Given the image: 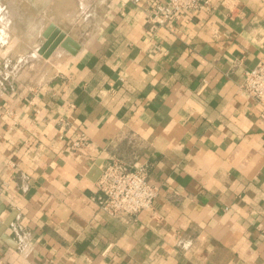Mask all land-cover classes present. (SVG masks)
<instances>
[{
    "label": "crops",
    "instance_id": "1",
    "mask_svg": "<svg viewBox=\"0 0 264 264\" xmlns=\"http://www.w3.org/2000/svg\"><path fill=\"white\" fill-rule=\"evenodd\" d=\"M21 1L29 29L0 3L1 41L37 50L55 24L81 48L60 46L35 88L0 81V207L18 243L0 238V264H264V109L240 92L264 63V0H213L155 31L160 0H61L57 16L56 0ZM114 159L160 188L136 220L100 209Z\"/></svg>",
    "mask_w": 264,
    "mask_h": 264
},
{
    "label": "built area",
    "instance_id": "2",
    "mask_svg": "<svg viewBox=\"0 0 264 264\" xmlns=\"http://www.w3.org/2000/svg\"><path fill=\"white\" fill-rule=\"evenodd\" d=\"M212 2L213 0H160L150 12V30L170 25L181 15L208 10ZM240 92L264 109V63L245 72ZM69 124L64 119L58 122L60 130L67 128ZM86 142L85 136H79L72 143L71 150H78ZM97 189L102 196L99 206L104 213L114 218L126 215L133 220L141 213L152 210L160 194L159 186L149 180L146 167L137 164L131 166L119 159H114L103 168L97 181Z\"/></svg>",
    "mask_w": 264,
    "mask_h": 264
},
{
    "label": "rangeland",
    "instance_id": "3",
    "mask_svg": "<svg viewBox=\"0 0 264 264\" xmlns=\"http://www.w3.org/2000/svg\"><path fill=\"white\" fill-rule=\"evenodd\" d=\"M6 2H10L13 5H20L22 7V10L15 15L18 18L17 20H19V25L16 28L18 35H22V33H25L24 31L29 29L27 25L30 19L35 16V11L32 9L29 1L0 0V3ZM62 2L63 1L61 0H56V3L49 9L48 12H50V14L54 13L56 16L62 14L63 11L60 10ZM23 17L26 18L24 19L25 21L22 19ZM13 37L14 35H11L10 33L8 34L7 43L0 40V60L3 57V61H0V81L3 83L5 82L8 86H11L15 90H19L20 88L27 87H29V89L35 88L37 85H40L52 77L54 72L48 69L47 63L53 65L55 68H57L58 62L61 63L62 58L57 57V55H59L58 48L61 45L54 48L50 56H53L54 54L55 57L49 60L39 53V49L42 46L36 50V47L33 46L34 44L31 42L17 43L13 40ZM38 43L39 42H37V44ZM60 48L63 47L61 46ZM44 66L47 68L45 69Z\"/></svg>",
    "mask_w": 264,
    "mask_h": 264
},
{
    "label": "water",
    "instance_id": "4",
    "mask_svg": "<svg viewBox=\"0 0 264 264\" xmlns=\"http://www.w3.org/2000/svg\"><path fill=\"white\" fill-rule=\"evenodd\" d=\"M46 42L39 49V53L45 58H49L54 48L61 45L72 54H76L81 46L71 36L67 35L62 29L55 24H51L47 31L44 33ZM102 172V171H101ZM5 207H0V238L13 247H17L18 243L14 238L7 233V230L11 227L12 223L16 219V212H13L9 218L6 217L8 211H5ZM4 212V213H3Z\"/></svg>",
    "mask_w": 264,
    "mask_h": 264
}]
</instances>
